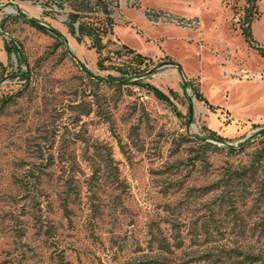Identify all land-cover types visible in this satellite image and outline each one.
<instances>
[{
    "label": "rangeland",
    "instance_id": "374dc122",
    "mask_svg": "<svg viewBox=\"0 0 264 264\" xmlns=\"http://www.w3.org/2000/svg\"><path fill=\"white\" fill-rule=\"evenodd\" d=\"M110 1L97 52L60 0H0V264H264V201L216 187L264 129L230 81L264 0Z\"/></svg>",
    "mask_w": 264,
    "mask_h": 264
},
{
    "label": "trees",
    "instance_id": "16d2710c",
    "mask_svg": "<svg viewBox=\"0 0 264 264\" xmlns=\"http://www.w3.org/2000/svg\"><path fill=\"white\" fill-rule=\"evenodd\" d=\"M63 3H65L66 7L69 9L67 15L69 21V31L72 34H75V37L79 42L82 39H88L91 46L99 52L103 47V37L112 32V26L114 24L112 13L113 8L116 5H113L110 0H60V6H62ZM257 16L258 11L256 10L244 15L245 25H242L241 33L246 41L254 44L259 54L264 58V48L255 44L256 42L253 39L250 30V24ZM21 17L25 18L23 15H21ZM26 20L39 30H47L34 19ZM48 30L53 32L57 38H61L62 44L64 43L62 35L56 29L48 27ZM130 51L133 52V50ZM136 55L140 58H145L139 53H136ZM168 63L174 65L181 73L180 65L178 63L172 60H168ZM119 81L125 84L128 83L129 79L122 78ZM133 83L135 84V82ZM187 85L191 86L192 83L188 81ZM149 87L152 89L157 98L166 101L168 100L166 95L160 92L157 88L151 85H149ZM192 90L199 101L206 103L202 93L198 92L195 86L192 87ZM208 106L212 108L211 105L208 104ZM257 137L258 138H254L253 140H249L246 143L241 144L239 150L230 148L231 150H237V152H243L247 147L251 146L252 150L250 153H247L248 159L246 164L235 166L233 169L228 170L225 176L220 177L216 182V187L218 189H225L222 190V193L224 192V196L220 198L221 203L225 202L226 204L233 205L236 203V200L233 199L234 195H236L235 191L240 189L246 190L248 188H252V192L256 194V198H252L253 203L264 201V129L258 132ZM198 139L204 140L206 138ZM180 243L181 242L177 244V248L181 246H179ZM163 247V245L160 246L161 249H163ZM241 263L242 262H238V264Z\"/></svg>",
    "mask_w": 264,
    "mask_h": 264
},
{
    "label": "crops",
    "instance_id": "0c3cea01",
    "mask_svg": "<svg viewBox=\"0 0 264 264\" xmlns=\"http://www.w3.org/2000/svg\"><path fill=\"white\" fill-rule=\"evenodd\" d=\"M264 13V10L258 11V16L254 18L250 24V30L252 34V24L254 21L258 20L261 17V14ZM253 37V34H252ZM253 39L256 42L257 46H260L257 40L253 37ZM254 46V45H253ZM262 47V46H260ZM264 48V47H262ZM252 49V48H251ZM253 52L256 56H258V52L253 48ZM260 57V55H259ZM262 59V62L264 65V58L260 57ZM243 65H246L247 70L250 72H257L261 71L256 67H259V65L254 64L249 65L246 64V59L243 60ZM264 69V68H262ZM264 73V70L261 71ZM231 83L234 86L238 85V88H242L243 97H244V103H245V113L247 114L245 117V121L249 123V125H258L260 123L264 122V80L257 79V78H248V79H239V78H232ZM205 115V114H204ZM209 122V118H208ZM207 122V127H208ZM209 128V127H208ZM211 131H213L211 128H209Z\"/></svg>",
    "mask_w": 264,
    "mask_h": 264
},
{
    "label": "built area",
    "instance_id": "2783aa9c",
    "mask_svg": "<svg viewBox=\"0 0 264 264\" xmlns=\"http://www.w3.org/2000/svg\"><path fill=\"white\" fill-rule=\"evenodd\" d=\"M235 75L239 76H246L249 78H257V79H262L264 80V73L263 72H250L249 70H245L242 68H239Z\"/></svg>",
    "mask_w": 264,
    "mask_h": 264
},
{
    "label": "water",
    "instance_id": "95a60500",
    "mask_svg": "<svg viewBox=\"0 0 264 264\" xmlns=\"http://www.w3.org/2000/svg\"><path fill=\"white\" fill-rule=\"evenodd\" d=\"M189 115L191 116V107H190Z\"/></svg>",
    "mask_w": 264,
    "mask_h": 264
}]
</instances>
